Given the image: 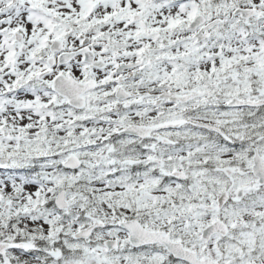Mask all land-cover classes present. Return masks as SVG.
I'll return each instance as SVG.
<instances>
[{"label": "snow or ice", "instance_id": "6c2138e0", "mask_svg": "<svg viewBox=\"0 0 264 264\" xmlns=\"http://www.w3.org/2000/svg\"><path fill=\"white\" fill-rule=\"evenodd\" d=\"M0 264H264V0H0Z\"/></svg>", "mask_w": 264, "mask_h": 264}]
</instances>
